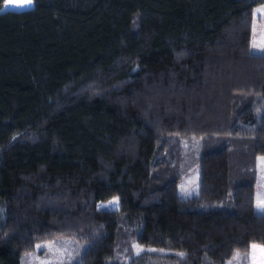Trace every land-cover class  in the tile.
<instances>
[{
    "label": "trees",
    "instance_id": "16d2710c",
    "mask_svg": "<svg viewBox=\"0 0 264 264\" xmlns=\"http://www.w3.org/2000/svg\"><path fill=\"white\" fill-rule=\"evenodd\" d=\"M31 1L0 0V264L64 237L81 264H251L253 244L259 260L264 0Z\"/></svg>",
    "mask_w": 264,
    "mask_h": 264
},
{
    "label": "rangeland",
    "instance_id": "374dc122",
    "mask_svg": "<svg viewBox=\"0 0 264 264\" xmlns=\"http://www.w3.org/2000/svg\"><path fill=\"white\" fill-rule=\"evenodd\" d=\"M2 12L7 10H27L32 7L31 3L28 0H12L11 3H8L7 0H4ZM264 8V5H259L255 9L253 14V27H252V38H251V52L254 54L264 55V51L259 50V46L264 43V14L258 13L259 9ZM256 44L257 47H253V44ZM186 158L185 162L188 164V168L185 171L184 177L178 183V196L180 197H190L195 196L198 193V157L202 155L205 150L206 144L203 139L193 140L186 143ZM264 156H259L256 158V171H257V180L255 186V206L257 205L258 200H264V171L261 170L260 159ZM113 199L109 200L112 201ZM109 202H99L98 208L100 205H108ZM119 203V200H118ZM118 205L115 208H104V210H114L117 209ZM258 213H264L257 209ZM40 246L39 248L37 246ZM51 246V247H49ZM135 246V245H134ZM87 245L78 241L73 237H64L59 239H54L50 242H43L35 246V251L27 255H24L20 263L21 264H81V256L86 251ZM140 249L142 252L144 249L141 247L135 246V251ZM149 251H153L150 250ZM227 264H247V255L243 252H235V254L230 258Z\"/></svg>",
    "mask_w": 264,
    "mask_h": 264
},
{
    "label": "snow or ice",
    "instance_id": "6c2138e0",
    "mask_svg": "<svg viewBox=\"0 0 264 264\" xmlns=\"http://www.w3.org/2000/svg\"><path fill=\"white\" fill-rule=\"evenodd\" d=\"M7 2L11 3L12 0H7ZM28 2L31 3V0H28ZM258 13L264 14V8L259 9ZM253 47H257V45L254 43ZM259 50L264 51V43H262L259 46ZM259 163L261 166V170L264 171V157H262L260 159ZM117 205H118V200L113 199L112 201L109 202L108 205H100L98 210H103L104 208H115ZM256 206H257V209L259 211L264 212V200H258ZM37 247L39 248L40 246L38 245ZM49 247H51V246H49ZM139 251H141V250L137 249V254H139ZM256 254H257V245L253 244L251 246V254H250L251 264H264V247L259 248V254H260L259 260H257Z\"/></svg>",
    "mask_w": 264,
    "mask_h": 264
}]
</instances>
